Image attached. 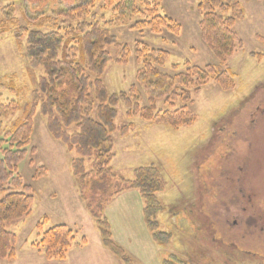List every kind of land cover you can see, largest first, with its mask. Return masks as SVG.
Here are the masks:
<instances>
[{
  "label": "rangeland",
  "instance_id": "374dc122",
  "mask_svg": "<svg viewBox=\"0 0 264 264\" xmlns=\"http://www.w3.org/2000/svg\"><path fill=\"white\" fill-rule=\"evenodd\" d=\"M82 1L86 0H0V20L4 18L3 8L9 4H13L16 19V23L8 25L0 22V81L14 80L16 88L21 90L14 93L11 87L4 89L2 101L15 100L21 105L32 101L34 92L39 91L40 77L45 76L43 69L32 68L28 61L25 51L28 36L23 29L41 27L45 32L59 31L67 40L77 34L73 31L84 22L108 29L116 39L107 46L111 60L103 77L109 91L139 96L141 106L150 102L145 85L137 79L143 66V59L136 54L138 43L170 52L161 66L164 72L175 75L194 65L212 64L218 69H228L234 75L235 86L224 90L212 77L200 90L191 86L192 103L187 109L196 115V120L192 126L179 129L138 116L129 118L123 101L116 106L115 124L119 128L131 127L126 133L118 130L113 134L112 172L116 178L131 180L133 170L141 165L154 164L159 168L165 188L157 194L163 209L156 217L159 230L172 234L169 242L162 245L152 239L144 215L145 200L137 190H124L110 199L114 185L121 187L122 182L108 178L92 181L98 176L92 171L89 159L85 160L88 176L82 180L75 174L72 160L77 154L52 135L39 102L28 152L13 174L32 187L34 204L27 216L6 224V229L18 237L17 255L13 260L0 257V264H110L108 259L113 254L102 244L90 204L97 213L104 208L114 240L132 251L134 264L187 260L203 247L204 260L193 258L191 264H262L264 0H240L243 16L236 21L234 29L241 42L223 62L201 37L199 0L158 1L161 14L180 24L178 32L169 27H162L159 32L137 27L136 24L147 19L146 13L115 20L116 12L105 0H91V5L88 1L85 9L77 11L74 17L62 15L70 13ZM50 16L49 21L42 23L43 18ZM74 46L73 41L69 48ZM181 104L180 100L176 101L177 107ZM155 105L160 110L174 108L162 98ZM21 115L20 110L4 119V131ZM93 117L96 118L95 113ZM75 130V126L70 128V132ZM234 157L243 163L242 181L232 173ZM91 183L98 184L93 189L95 193ZM228 208L232 209L230 214ZM45 218L44 230L65 224L74 230L75 242H81L85 236L88 245L74 246L65 260H48L43 248L40 251L34 245L42 234L38 224ZM232 242L250 252L237 256L230 246ZM227 250L229 255H224Z\"/></svg>",
  "mask_w": 264,
  "mask_h": 264
},
{
  "label": "trees",
  "instance_id": "16d2710c",
  "mask_svg": "<svg viewBox=\"0 0 264 264\" xmlns=\"http://www.w3.org/2000/svg\"><path fill=\"white\" fill-rule=\"evenodd\" d=\"M88 1L89 5L93 3L91 0L82 1L72 7L70 13L62 15L74 17L77 11L85 9ZM158 1L105 0L107 6L114 8L117 15L115 20L146 13L147 19L136 24L137 27H148L153 32H159L162 27H169L178 32L180 24L170 16L161 14ZM197 7L201 14V37L214 55L223 62L233 55L236 45L241 42L234 29L236 21L243 16L241 2L199 0ZM3 13L4 18L0 22L6 25L16 23L13 4L5 6ZM50 19L51 16L43 18L42 23ZM23 31L28 36V47L25 50L28 61L32 68L43 69L45 76L40 77L39 91L34 92L33 100L24 105L15 100L2 101L1 91L4 89L11 87L14 93L21 90L16 88L14 80L10 83L4 79L0 81V257L10 260L16 258L18 237L6 229V224L27 216L34 204L32 187L23 183L21 176L14 177L13 174L28 152L33 117L39 102L41 112L48 117V128L52 135L76 152L77 156L72 160L75 174L82 180L88 176L85 160L89 159L92 160V171L98 176L92 181L100 182L108 178L122 182L121 187L114 185L110 199L124 190H137L145 200L144 215L152 239L161 245L169 242L172 234L159 230L160 224L156 217L163 209L157 194L165 188L159 168L154 164L141 165L133 170L131 180L118 176L116 178L112 172L111 161L115 155L113 134L118 130L126 133L131 127L125 125L119 128L115 124L116 106L123 101L129 118L138 116L145 121L175 129L190 127L196 120V115L187 109V105L192 103L190 87L193 86L196 91L200 90L212 77L224 90H230L235 86L234 75L228 69H218L212 64L205 67L194 65L185 72L172 75L161 69L170 56L168 50L138 43L136 54L143 59V66L138 71L137 79L140 84L145 85L150 102L148 106H141L139 96L127 92L112 93L104 81V71L111 60L107 46L116 42L108 29L95 23L84 22L79 24L76 32L73 31L77 34L67 40H64L59 31L45 32L41 27ZM73 41L75 46L69 48ZM160 98L174 108L156 109L155 102ZM178 100L182 104L177 107ZM20 110L22 115L13 121L10 129L4 131L3 120ZM72 126H75L76 130L70 132ZM92 183V193H95L93 189L98 184ZM89 208L98 223L104 247L120 259L122 264H134L132 256L114 240L110 223L103 212L104 208L101 213L95 212L91 204ZM46 219L38 224L42 234L34 245L40 251L43 248L48 260H65L74 246L87 244L85 236L81 242H75L74 230L65 224H57L44 230ZM202 249L205 250V247ZM205 257L206 254L202 258ZM167 264L189 263L178 258L177 262L167 261Z\"/></svg>",
  "mask_w": 264,
  "mask_h": 264
},
{
  "label": "flooded vegetation",
  "instance_id": "af4514ba",
  "mask_svg": "<svg viewBox=\"0 0 264 264\" xmlns=\"http://www.w3.org/2000/svg\"><path fill=\"white\" fill-rule=\"evenodd\" d=\"M235 158V163H234V166H233V168H232V170H234L232 173L234 174V176H237V179H238V181H242L241 179H242V177L240 176V175H242V173H243V171H244V166H243V163H241L239 160H238V158L237 157H234ZM229 179H234V178H232V177H230ZM235 180V179H234ZM244 189V188H243ZM246 192V191H245ZM243 193L244 194V196H245V194L246 193ZM247 198H248V200H249V196H246ZM231 210L232 209H227V212L230 214V212H231ZM233 215H234V213H233ZM235 222H237V221H235ZM214 241H217L216 239L214 240ZM218 242V241H217ZM231 248H232V250H236L235 251V253L237 252V256H240V253H242V252H245V253H249L250 251L249 250H247V249H241V248H239V246L236 244V243H234V242H232L231 243ZM228 249H230V248H228ZM229 250H227L226 252H224V255H229V252H228ZM233 252V251H232ZM204 254H206L205 252H204V249H202L201 248V251L197 254V253H192L191 254V257H190V259H187L186 261L189 263V264H191L192 263V259L194 258V259H197L198 261H200L199 259H202V260H204L202 257H203V255ZM226 257V256H225ZM262 264H264V262H262Z\"/></svg>",
  "mask_w": 264,
  "mask_h": 264
},
{
  "label": "crops",
  "instance_id": "0c3cea01",
  "mask_svg": "<svg viewBox=\"0 0 264 264\" xmlns=\"http://www.w3.org/2000/svg\"><path fill=\"white\" fill-rule=\"evenodd\" d=\"M120 195H123V194H120ZM116 197H117V196H116ZM87 245H88V242H87V244L84 245V246H87ZM79 246H80V245H79ZM81 246H82V245H81ZM125 249H126V251H127L130 255H132V251H129L128 248H126V247H125ZM108 261L110 262V264H122L121 260L118 259V258H117L116 256H114V255H113V258H112V259L109 258Z\"/></svg>",
  "mask_w": 264,
  "mask_h": 264
}]
</instances>
